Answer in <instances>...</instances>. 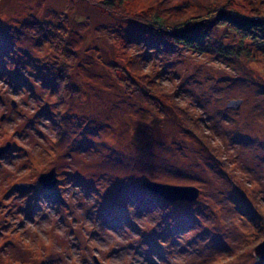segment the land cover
Masks as SVG:
<instances>
[{
    "label": "rangeland",
    "instance_id": "rangeland-1",
    "mask_svg": "<svg viewBox=\"0 0 264 264\" xmlns=\"http://www.w3.org/2000/svg\"><path fill=\"white\" fill-rule=\"evenodd\" d=\"M99 1L0 0V264H264V47L222 27L196 53L136 21L218 4L264 18V0ZM29 17L64 26L78 50L63 104L51 78L63 46L24 31ZM150 79L171 97L143 100ZM53 169L56 185L41 186ZM144 180L199 195L169 201Z\"/></svg>",
    "mask_w": 264,
    "mask_h": 264
},
{
    "label": "trees",
    "instance_id": "trees-1",
    "mask_svg": "<svg viewBox=\"0 0 264 264\" xmlns=\"http://www.w3.org/2000/svg\"><path fill=\"white\" fill-rule=\"evenodd\" d=\"M99 2L110 12L117 11L115 9L114 0H100ZM135 17L136 16H133L132 18L135 19ZM136 21L140 22L143 27L150 32L166 36L176 44L190 48L196 53H204L207 50V46L209 47L212 45L211 41L215 30L222 27L228 28L230 31L234 32L237 37L243 40L252 41L264 47V18L242 14L223 5L220 6L219 4L210 5L206 8L203 15L191 16L184 21L171 23L158 14L144 16L140 14L136 17ZM22 28L30 34L37 33L40 38L51 43V47L55 48V50H59L63 46L64 63L66 65L60 64L55 66L56 71L53 76H51L54 82L53 91H55V95L58 99L57 104H63L66 93L76 91L72 84L71 76H69V65L75 61L78 50L68 43L66 35L68 30L62 25L53 26L47 22L37 21L34 17H29L24 22ZM130 62L133 70L140 68L139 60H130ZM132 62H134V64ZM148 81L151 83L145 84L144 87L139 89L143 100L147 103L155 104L158 94L171 97L169 92L165 91L162 86L157 85V81L154 79ZM172 102L173 108L179 117H181L182 126H184L189 133L193 134L208 150L214 152L216 147L211 144V140L205 128L199 122L193 120L188 111L181 106L178 101L172 99ZM52 190L53 189L43 191H46L47 195L51 197L49 192L52 193Z\"/></svg>",
    "mask_w": 264,
    "mask_h": 264
},
{
    "label": "water",
    "instance_id": "water-1",
    "mask_svg": "<svg viewBox=\"0 0 264 264\" xmlns=\"http://www.w3.org/2000/svg\"><path fill=\"white\" fill-rule=\"evenodd\" d=\"M242 100H231L229 105L239 107ZM8 148V147H7ZM7 148H0V157L2 152ZM56 172L55 169L50 172L42 173L39 177L40 183L44 187L53 188L56 185ZM144 185L153 193L161 195L164 199L169 201H175L179 199L194 200L199 195V189L193 185H176L171 183H164L159 181L144 180ZM28 185L21 186V189H26ZM254 252L257 259H264V240L258 243L254 247ZM97 261V259H96ZM97 264L99 262L97 261Z\"/></svg>",
    "mask_w": 264,
    "mask_h": 264
},
{
    "label": "flooded vegetation",
    "instance_id": "flooded-vegetation-1",
    "mask_svg": "<svg viewBox=\"0 0 264 264\" xmlns=\"http://www.w3.org/2000/svg\"><path fill=\"white\" fill-rule=\"evenodd\" d=\"M25 185H27V184H25ZM22 186H24V185H22ZM41 186H43V185L41 184ZM31 187H35L34 184L29 185L26 189H29ZM19 189H21V186L19 187ZM43 190H45V189L43 188Z\"/></svg>",
    "mask_w": 264,
    "mask_h": 264
}]
</instances>
